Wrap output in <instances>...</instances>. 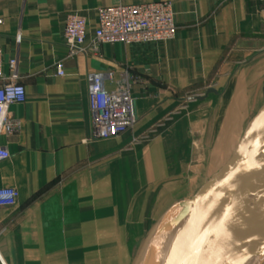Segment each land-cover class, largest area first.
<instances>
[{"label":"crops","instance_id":"1","mask_svg":"<svg viewBox=\"0 0 264 264\" xmlns=\"http://www.w3.org/2000/svg\"><path fill=\"white\" fill-rule=\"evenodd\" d=\"M156 1L172 5L173 39L67 57L69 14L85 18L88 47L98 9ZM0 51L5 76L18 59L25 91L9 109L19 129L0 137L10 153L0 188L18 192L0 209V264H135L143 239L226 163L264 104V1L0 0ZM107 72L106 91L130 76L136 123L97 140L88 76ZM220 100L256 106L226 145L229 120L220 127L211 107Z\"/></svg>","mask_w":264,"mask_h":264},{"label":"water","instance_id":"2","mask_svg":"<svg viewBox=\"0 0 264 264\" xmlns=\"http://www.w3.org/2000/svg\"><path fill=\"white\" fill-rule=\"evenodd\" d=\"M249 244L264 249V104L226 163L178 205L147 264H240Z\"/></svg>","mask_w":264,"mask_h":264},{"label":"built area","instance_id":"3","mask_svg":"<svg viewBox=\"0 0 264 264\" xmlns=\"http://www.w3.org/2000/svg\"><path fill=\"white\" fill-rule=\"evenodd\" d=\"M96 26L91 43L84 47L87 29L85 18L76 13L67 16L63 34V42L68 49L67 57L96 52L101 44H160L176 35L172 5L164 1L98 9ZM2 63L0 51V137L10 136L19 129V122L10 114L9 109L25 102L24 88L18 82V59L8 61L7 76L2 72ZM56 73L58 77H63L62 63L56 65ZM88 78V104L93 138L112 139L132 129L136 117L129 92L130 76L124 73L122 81L113 91H106L104 87L105 82L112 79V73H94ZM9 158L8 149L0 146V163ZM17 202L18 192L15 189L0 188V209L14 207Z\"/></svg>","mask_w":264,"mask_h":264},{"label":"rangeland","instance_id":"4","mask_svg":"<svg viewBox=\"0 0 264 264\" xmlns=\"http://www.w3.org/2000/svg\"><path fill=\"white\" fill-rule=\"evenodd\" d=\"M235 101H240V100L236 99ZM211 107L214 110V114H217L216 116L219 117V119H221V120L224 119L223 122L220 123V127L223 126V128H224V126H225L224 124H226L227 119L229 120L228 128L231 130H229V129L227 130L225 128L224 131L226 133L223 135V138L220 137L221 135H219V137H218V141L220 140L221 142H223V145H226V143L228 144L229 142H231V141H229L230 138H227L226 134L229 132H232V133H235V136H236V133H237V129H236L237 126L236 125H239V127L242 126L243 121H238V120H240V119L244 120V118L249 117V115H251L252 112L254 111V109L256 108V106H245L242 104L241 105L235 104V105L231 106V104H228L226 102V100H223V101L220 100V102L216 106L213 105ZM197 151H199L198 155H202L200 152L201 151L200 147H198V146H197ZM153 234L154 233H150L141 242V244L138 248L137 254H136L135 264H140L141 261L144 259V257H145V259L143 261V264H147V260H149V259L151 261V256H152L155 245H153L150 248V250H149V247L151 245L150 243H151L152 237L154 236ZM253 264H264V249H263V251H260L258 253V255H256V258H255Z\"/></svg>","mask_w":264,"mask_h":264},{"label":"bare ground","instance_id":"5","mask_svg":"<svg viewBox=\"0 0 264 264\" xmlns=\"http://www.w3.org/2000/svg\"><path fill=\"white\" fill-rule=\"evenodd\" d=\"M176 213V209L170 211L167 215H165L162 220L160 221V223L158 224L155 233L153 234L154 236L152 237L151 240V245L149 247L150 248L155 245L159 235L162 233L163 229H165V227L170 223V221L172 220L173 216ZM248 248L246 249V251L244 252L242 259H241V263L240 264H253L256 255H258V253L260 251H263V247L262 246H258L255 244H249L247 246ZM148 250V251H149ZM147 255V254H146ZM145 259V257H144ZM144 259L141 261L140 264H143Z\"/></svg>","mask_w":264,"mask_h":264}]
</instances>
